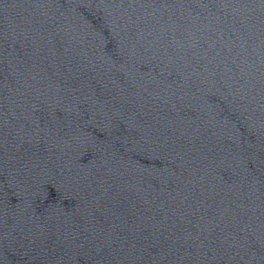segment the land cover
I'll use <instances>...</instances> for the list:
<instances>
[{"label": "water", "instance_id": "obj_1", "mask_svg": "<svg viewBox=\"0 0 264 264\" xmlns=\"http://www.w3.org/2000/svg\"><path fill=\"white\" fill-rule=\"evenodd\" d=\"M0 264H264V0H0Z\"/></svg>", "mask_w": 264, "mask_h": 264}]
</instances>
